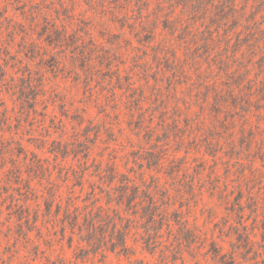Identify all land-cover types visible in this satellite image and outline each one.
<instances>
[{"label":"rangeland","instance_id":"rangeland-1","mask_svg":"<svg viewBox=\"0 0 264 264\" xmlns=\"http://www.w3.org/2000/svg\"><path fill=\"white\" fill-rule=\"evenodd\" d=\"M0 264H264V0H0Z\"/></svg>","mask_w":264,"mask_h":264},{"label":"trees","instance_id":"trees-1","mask_svg":"<svg viewBox=\"0 0 264 264\" xmlns=\"http://www.w3.org/2000/svg\"><path fill=\"white\" fill-rule=\"evenodd\" d=\"M123 181H124L123 182V186H124L125 191H123L122 195H124L125 192H126V199H127V201L129 203L134 202L135 200L138 199V195H139L138 189L135 188V187H133V185L131 184V182H130V180L128 178L125 177L123 179ZM128 189H129V191L127 192ZM54 196H55V193H52L50 195L51 199ZM67 210H69V209H67ZM78 217H79V215L73 216L71 226L75 227L78 224V222H77ZM115 230H116V227H115ZM116 231H117V233H119V243H118V245H116L115 243H111V245H110L111 246L110 247L111 248V251L114 252L116 250L117 246H119L120 249L122 248V250H126L125 243H126V236H127V232H128L127 231V227L125 228V230L123 229V231H121V232L118 229Z\"/></svg>","mask_w":264,"mask_h":264}]
</instances>
